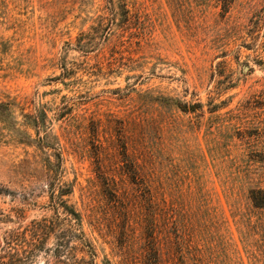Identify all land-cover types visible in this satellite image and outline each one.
Wrapping results in <instances>:
<instances>
[{
  "label": "rangeland",
  "instance_id": "obj_1",
  "mask_svg": "<svg viewBox=\"0 0 264 264\" xmlns=\"http://www.w3.org/2000/svg\"><path fill=\"white\" fill-rule=\"evenodd\" d=\"M5 239L264 264V0H0Z\"/></svg>",
  "mask_w": 264,
  "mask_h": 264
},
{
  "label": "trees",
  "instance_id": "obj_2",
  "mask_svg": "<svg viewBox=\"0 0 264 264\" xmlns=\"http://www.w3.org/2000/svg\"><path fill=\"white\" fill-rule=\"evenodd\" d=\"M6 239L2 247L0 240V264H32L33 263L32 260L34 258V253L37 248V244L35 241L27 242L24 249L18 250L17 248L12 246V242H7ZM86 246H89V244H87Z\"/></svg>",
  "mask_w": 264,
  "mask_h": 264
}]
</instances>
